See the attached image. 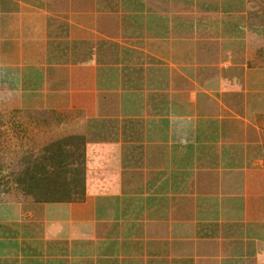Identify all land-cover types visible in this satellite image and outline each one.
Returning <instances> with one entry per match:
<instances>
[{"label":"crops","instance_id":"obj_1","mask_svg":"<svg viewBox=\"0 0 264 264\" xmlns=\"http://www.w3.org/2000/svg\"><path fill=\"white\" fill-rule=\"evenodd\" d=\"M0 264H264V0H0Z\"/></svg>","mask_w":264,"mask_h":264}]
</instances>
